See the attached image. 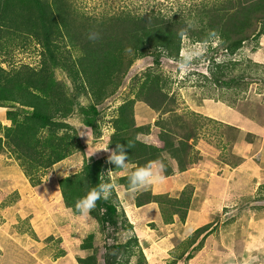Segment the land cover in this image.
Segmentation results:
<instances>
[{"label": "rangeland", "instance_id": "obj_1", "mask_svg": "<svg viewBox=\"0 0 264 264\" xmlns=\"http://www.w3.org/2000/svg\"><path fill=\"white\" fill-rule=\"evenodd\" d=\"M68 2L72 9L84 14V17L93 22H104L103 20L126 13L133 16L159 13L165 18L179 14L183 18L184 29L189 31L199 26V18L196 16L205 6L210 9V6L225 3L226 0H68ZM189 23L192 24L191 28L188 27ZM256 30L258 31V28ZM206 43L207 50L204 55L194 60L191 71L183 75L179 74L176 68L181 51L201 44L192 42L187 36L181 38V49L176 59L165 57L157 59V54H152L132 61L117 91L98 106L99 113L93 128L85 127L79 110L91 103L86 90L76 94L74 85L66 78L64 72L59 69L55 71V79L59 85L55 88V93L60 99L57 97L53 104L58 105L60 114L56 116L54 122L61 125V129L54 133L52 143L61 147L66 146L70 154L51 168L32 173L30 180L24 174L23 162L18 161L15 154L6 147L0 151V264H137L136 255L127 262L124 249L121 252L110 253L105 250V247L112 246L116 249L117 245H124L130 237H135L132 230L125 231L122 225V219L126 216L123 217L125 214L118 205L114 191L107 201L115 206L117 226L113 228L106 225L103 229L98 222L96 209L91 211L90 219H81L79 214L65 208L57 188V181L60 178L81 172L88 161L101 160L107 165L111 149L101 150L100 146H108L117 109L126 101H134L135 126H143L146 130V134L137 137L139 141L150 143V140L146 139L147 134L152 133L158 140L159 133L163 131L168 132L169 136L178 137L185 134L195 136L193 141L187 143L188 164L182 172L191 170L196 165H199L200 172L209 169L213 172L214 166L217 167L220 163L230 166L238 163L237 158L231 153L232 144L238 133L233 126L222 123L221 120H237L238 125L235 126L239 129L245 128L248 132L245 142L259 144L258 138L264 135L262 134L264 35L251 37L234 54L223 51L216 37H210ZM72 55L78 56L76 51H72ZM40 60V48L34 40L18 39L9 27L8 30L0 27V69L5 76L19 74L20 80H24L26 71L29 76L39 71ZM147 74L158 76L161 93L166 97L165 108L168 107L166 112L164 107L159 112L151 110L141 101L143 95L141 99L138 97ZM61 93L67 96L65 100H62ZM16 109L15 104L0 103L1 140L3 130L11 125L7 120V113ZM224 109L226 111L229 109L227 115L223 114ZM48 135L47 132L40 135L39 143L45 142ZM161 147L163 144L159 143V148ZM163 161L171 165V159L167 154L163 155ZM103 172L100 177L101 183H119L116 177H112L113 173L107 175L105 171ZM33 180L38 182L32 184ZM161 185H165L164 181L154 187L158 190H154V193L160 194L156 198L161 219H166L174 213L179 219L180 217L183 219L191 208L188 203L193 194L192 187L186 186L179 190L177 199L184 195L185 200L182 202L183 206H178L177 200L174 197L171 199L169 192L163 193ZM167 185L170 186L171 181L167 182ZM144 190L139 194L142 200L151 193ZM258 192L257 197L250 199L251 203L248 201L240 203L241 210L227 209L215 217L220 219L222 216V219H228L221 227H229L231 233L238 237L239 235L246 237V232L249 233L247 237L253 248L249 250L248 258L252 264H264V258L254 256L257 252L255 248L262 250L256 247V243L264 245V237L255 242L250 240L255 229V226H252L255 218L264 219V202H259L264 198V186L259 188ZM198 213V219H213L215 215L203 211ZM219 226L218 224L215 228L217 232ZM260 229L264 231V226H260ZM260 229H256L257 232ZM90 235L93 236L94 247H103L101 251L81 250V244Z\"/></svg>", "mask_w": 264, "mask_h": 264}, {"label": "trees", "instance_id": "obj_2", "mask_svg": "<svg viewBox=\"0 0 264 264\" xmlns=\"http://www.w3.org/2000/svg\"><path fill=\"white\" fill-rule=\"evenodd\" d=\"M196 17L199 18V26L186 32L188 39L205 43L210 37H216L222 50L229 54H234L251 37L264 35V0H226L225 3L210 6V9L205 6ZM103 21L87 19L84 14L72 9L68 0H0V27L6 30L9 27L18 39L34 40L40 48V69L30 76L26 71L24 80H20L19 74L5 76L0 69V103L17 105L16 111L7 113L11 125L3 130L0 151L6 147L15 154L16 159L23 162L24 174L30 180L32 173L47 170L70 154L66 146L52 143L54 133L61 129V125L54 122L60 114L58 105L53 104L59 98L55 93V88L59 86L54 74L56 70L64 72L74 85L76 94L86 90L91 103L79 110L85 127L93 128L99 113L98 106L117 91L132 61L152 54H157V59H176L179 55V33L184 29L183 18L179 14L165 18L159 13L139 16L126 13ZM96 33L99 39H89L90 34ZM127 48L132 51L126 52ZM72 51H76L78 56L73 57ZM61 95L65 100L67 96ZM138 97L153 111L168 108H165L166 97L161 93L158 76H145ZM133 105L134 101L129 100L118 107L113 133L107 142L109 148L114 149L119 143L133 145L126 149L128 164L134 166L131 173L136 167L160 160L166 166L164 175L170 176L172 171L163 161L165 154L176 162L179 172L184 171L189 156L187 143L195 136H169L163 131L158 135L162 148L146 145L137 138L146 130L143 126H135ZM45 132L49 134L47 139L39 143V136ZM110 166L111 170H117L114 164ZM82 168L81 172L57 181L65 208L75 214H79L75 209L76 202L101 183V173L107 166L101 160H92ZM129 176L120 179L126 188ZM31 182L35 184L38 181ZM181 197L177 200L178 206L184 205V195ZM95 209L103 229L106 225L116 228L114 205L101 199ZM122 225L125 231L132 230L126 218L122 219ZM92 241L93 236L90 235L81 244V250L96 252L103 249L101 246L94 247ZM113 247H105V250L110 253L124 249L127 262L136 255L137 264H147L135 237H130L124 245H117L116 249Z\"/></svg>", "mask_w": 264, "mask_h": 264}, {"label": "crops", "instance_id": "obj_3", "mask_svg": "<svg viewBox=\"0 0 264 264\" xmlns=\"http://www.w3.org/2000/svg\"><path fill=\"white\" fill-rule=\"evenodd\" d=\"M227 112L229 109L227 111L224 109L223 114L227 115ZM242 121L241 117L240 122ZM221 122L228 123L238 130V136L231 147V153L238 160L236 165L220 163L217 167L214 166L213 172L210 169L200 172L199 165H196L191 170L177 172L174 161H171V165L168 164L172 173L165 178V185L160 186L163 193L167 191L171 199L174 197L178 200L179 190L186 186L193 189L188 203L191 208L183 219H179L175 214L161 219L157 206L158 198H156L160 194L154 193L158 191L155 190L156 185L144 190L151 193L142 200L139 194L143 189L130 193L124 185L113 182L115 198L132 226L133 234L147 264H252L248 258L249 250L253 248L247 237L249 233L246 232V237L244 235L238 237L231 233L229 227H221L228 219H222V216L219 217L220 219L215 217L227 209L241 210L240 203L247 201L251 203L250 199L257 197L259 188L264 186V135L258 138L259 144L254 145L252 141L245 142L248 132L245 128L239 129L235 126L238 125L237 120H221ZM262 134H264V123ZM147 135L146 140H150L147 144L159 147L157 137L153 133ZM132 168L133 166L129 165L127 170L118 169L113 172L112 177L118 180L125 178L131 174ZM169 181H171L170 186L167 185ZM259 202H264V198ZM200 211L215 215L213 219H198ZM174 216L178 218L174 219ZM255 219L252 225L255 229L250 236L252 242L264 237V231L260 229V226H264V219L258 217ZM218 224L220 226L217 232L215 228ZM256 229L260 231L257 232ZM256 247L262 250L255 248L257 250L255 258L263 259L264 245L256 243Z\"/></svg>", "mask_w": 264, "mask_h": 264}, {"label": "clouds", "instance_id": "obj_4", "mask_svg": "<svg viewBox=\"0 0 264 264\" xmlns=\"http://www.w3.org/2000/svg\"><path fill=\"white\" fill-rule=\"evenodd\" d=\"M188 27L191 28L192 24L189 23ZM186 31H187L186 29H182L180 31L179 35L181 36V38H186ZM212 35L215 36V33H213ZM89 39L91 40L99 39V34L98 33L90 34ZM206 50H207L206 42L201 43V44H196L188 48H184L180 53V59L176 62V68L179 74L183 75L191 71L193 67V61L202 57L204 53L206 52ZM125 51L130 53L132 49L127 48L125 49ZM136 127H139V126H136ZM234 129L238 133V130L236 128ZM132 146L133 145L131 143L126 144V145H122L119 143V144H116V147L114 149H111L110 154L108 156L107 165H106L108 167L106 168V170H104L107 173V175H110L111 173L116 171V170H111L110 164H114L117 170L118 169L127 170L129 164H128V156L126 154V149L131 148ZM100 147H101V150H105V151L109 150V146H100ZM153 147H156V146H153ZM156 148H159V147H156ZM168 166L170 167V165ZM165 171H166V166L160 160L151 161L145 166L136 167L135 170L130 174L128 178V191L130 193H134L137 190L147 189L152 185H157V184L162 183L166 178L164 175ZM119 183H120V179H119ZM113 188H114V185L112 183L102 182L98 184L96 187L92 188L86 194V196L79 199L75 204V209L77 213H79V217L83 220L90 219V213L93 209L96 208L97 201L101 199L105 201L109 200V198L112 195Z\"/></svg>", "mask_w": 264, "mask_h": 264}]
</instances>
